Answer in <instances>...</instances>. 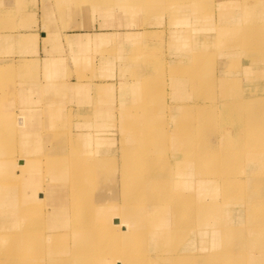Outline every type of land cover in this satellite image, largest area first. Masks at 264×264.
<instances>
[{"label": "rangeland", "instance_id": "1", "mask_svg": "<svg viewBox=\"0 0 264 264\" xmlns=\"http://www.w3.org/2000/svg\"><path fill=\"white\" fill-rule=\"evenodd\" d=\"M26 1L29 11L32 6L29 0ZM259 1L50 0L56 17L40 20V26L36 28L32 15V20L29 15H14L17 0H0V126L5 134L4 143L0 145L3 152L0 160H13L22 155L34 158L40 162V178L49 177L44 159L58 154L59 146H67L68 150L71 146L81 156L75 172L79 170L87 176L82 179L78 202L83 203L84 199L93 204L105 202L103 206L108 208L109 215L126 214L122 197L128 196L122 194L125 189L121 187L122 173L126 171L125 158L127 153H134V160H137L148 153L143 145L132 146L134 140L129 144L125 142L127 138L131 139L125 129L145 123L152 134L147 150L155 152L157 164L151 173H165L173 155L184 147V155L177 156V160L187 164L195 161L192 166H199L202 177L208 173L206 177L225 175L244 180L249 167L253 169L260 165L255 180L264 183V156H258L263 159L259 162L253 160L264 148L256 147L261 142L251 141L254 138L252 131L241 134L220 109L217 114L211 113L208 120L203 107L197 109L194 121L184 114L187 109L188 112L193 108L196 110L197 105L219 107L218 104L227 100L247 105L243 111L249 113L255 100H243L259 87L258 102L264 109V62L255 65L252 61L256 53L251 52V55L254 53L251 56L246 52ZM129 6L136 8L131 10ZM106 14L133 17H82ZM76 22L77 30L91 33L131 32L133 41L111 35L109 43L95 49L73 51L64 48L67 39L61 34ZM81 24L85 27H79ZM19 28H24L28 35L16 36L15 31H20ZM96 43L104 42L96 40ZM224 79L228 80L226 90ZM19 116H25L24 130H19L18 123L16 125ZM181 119L187 122L191 119L194 131L179 126L176 129L177 121ZM160 130L165 133L161 139ZM33 140L37 142L31 147V153H34L27 155ZM7 148L8 154L4 153ZM251 157L254 158L248 162ZM96 164L95 169L89 168ZM209 168L214 170L210 175ZM14 172L18 178L14 177ZM182 172L181 168L175 170L178 177L172 180L170 190L181 196L190 194L187 200L194 201L197 206V201L204 198L193 194V183L184 174L182 176ZM138 173L143 174L144 169ZM66 174H70L67 180L73 181L72 174ZM0 176L3 182L14 181L9 186L1 185L2 191L22 189L26 184L14 166L3 167L0 163ZM167 182L160 183L166 186ZM259 184L249 192V203L244 196L249 191L248 186L241 188L236 184L230 188L231 193H243L242 198L239 197L242 208L238 212L234 210V216L238 213L242 223L238 232L251 238L249 247L250 251L254 249L255 258L264 255V196L258 194L262 191ZM130 185L132 187L131 182ZM158 189L157 184L151 185L142 194L145 199L142 203L148 204L156 197L153 193ZM216 189L220 193L217 199L221 200L224 188L218 186ZM4 196L0 198V264H85L86 260L92 264H141L142 259L156 255L209 259L218 255L215 250L211 252L212 246L227 245L239 237V233L223 236L225 230H232L227 222L223 221L222 225V221L208 219V224L204 218H195L196 212L192 208L180 205L170 222L161 218L168 213L163 209L145 225L138 221L133 223L141 228L130 227V232L145 230L147 233L144 240L147 247L144 248L141 241L134 244L125 240L123 229L116 233L118 242L113 241V236L99 240L97 234L81 231L77 235L80 229L86 232L95 229L89 224L81 227L83 222L90 221V217L91 221L96 217L89 208L71 210L69 217L59 218L48 209V198L43 205L39 200L41 204L35 203L32 210L26 211L13 204L11 207ZM27 197L23 194L18 201H25ZM234 202L238 204L230 203L229 206L239 207V202ZM247 207L250 208L247 210ZM136 213L137 210L130 212ZM247 217L254 221L251 226ZM226 219L233 221L234 218ZM206 231L212 233L204 237ZM99 233L111 235L110 230ZM201 233L203 238H199ZM81 236L86 237V247L78 241ZM15 238L21 243L13 247ZM191 244L195 246L189 247ZM80 251H85L83 253L88 257L82 259L77 255ZM171 259L167 261L170 263ZM255 260L258 264L259 260ZM234 262L228 258L219 261L220 264Z\"/></svg>", "mask_w": 264, "mask_h": 264}, {"label": "crops", "instance_id": "2", "mask_svg": "<svg viewBox=\"0 0 264 264\" xmlns=\"http://www.w3.org/2000/svg\"><path fill=\"white\" fill-rule=\"evenodd\" d=\"M15 2H16V0H15ZM17 3L18 4L15 5L17 9L15 10L14 15H16V16H19L22 14H25L27 16L29 15L30 16V17H28L29 19L32 18L31 17V15H32L34 22H36V28L38 26H40V20H43L45 18L56 17V15H54L53 8L50 7V0H29V3L32 6V9L29 11H27V4L28 3L26 0H17ZM34 3H35V6H34ZM39 3L41 4V6L38 5ZM33 6H34V8H33ZM74 17H76V15H74ZM82 17H94V18H98V17L115 18L116 17V18H122L123 19V18H129V17H133V16H131V15H114V14L107 15L106 14V15H100V16L99 15H93V16L85 15ZM77 25L78 24L76 22L75 24L70 25V29L65 30L63 33L61 32L62 33L61 35L67 39V43H65L64 48L72 49L73 51L74 50H82V49L86 50L87 48H89V49L94 48L95 49V48H98L99 46H102L103 44L109 43L108 41L111 39L110 38L111 35H115V36L121 35L123 40H126L128 42L130 40L133 41V39H132L133 33H131V32H124V33H118L117 32L116 34L110 33V32L109 33L108 32L91 33L88 30H81V29L77 30ZM79 27H85V26H84V24L83 25L81 24V26H79ZM137 27H139V25ZM132 28L135 29V27H131V29ZM140 28H138V29H140ZM19 29H20V31H15L16 36H18V34H22L24 36L28 35L27 33H25L24 28H19ZM143 29L144 28H141V30H143ZM99 35H102V36H99ZM41 39L44 41L45 36L42 37ZM96 40L98 42H104V43L98 44V43H96ZM71 41L73 42V44L69 45V42H71ZM124 45H126V43ZM142 45L143 44H141L140 46L142 47ZM38 46H39V50H40L41 49L40 43L38 44ZM24 58H26V57L24 56ZM27 58H26V60H28ZM75 58H77V56ZM86 58H88V56ZM45 61H47V60H45ZM9 74H10V72H9ZM24 117L25 116H19L16 119V125L18 123L17 126L19 127V130H24V128H25ZM175 128L177 129V126H175ZM125 130H126L125 133L128 134L129 136H131V130H141V132H142V131H149V130H151V128L146 127V124L142 123V124H138V127H128ZM34 133L36 134V131ZM149 134H150V136L147 140L148 146L151 145L150 141L152 138L151 132H149ZM4 135L5 134H3V128L0 126V145H2L4 143V140H5ZM82 136H84V134ZM130 141H133L132 146H140V145L142 146L143 145L142 147L146 148V146H145L146 142L142 138H132L131 137V139L127 138L125 140V142H127V144H129ZM33 143H37V142H35V140H33V142L30 143V145H29L30 153H26L27 155H30V154L32 155L34 153V152L31 153V147H32ZM67 148H68L67 146H61V147L59 146V147H57V149L60 151L58 154L53 155V156H48L47 158L44 159L46 170H47L49 177L40 178L41 177V175L39 176L40 162H38L34 158L22 155L23 157H21V158L16 157L13 160L12 159L0 160V163L2 164L3 167H6V166L8 167L10 165V166H14L16 168V170L19 169L21 177L26 180V184H25L24 188H22V189L16 188L15 190H6V191H2V189H0V198L2 196H4L5 194H7L4 197L7 199L9 204L11 203V205H10L11 207L13 204L14 207H18L20 210H26V211L32 210L34 208L35 203L41 204L39 202V200L42 202V205H43V202H45L46 198H48V201L50 203V207L48 209L50 211L55 212L59 218H66L67 216L69 217L71 210L77 211V209L89 208L90 210H92V212L94 211L93 216H96V217H94L92 221H88L87 223L83 222L81 224V227H86L87 224H89L91 226V228H92V225L96 229H101L104 227L109 228V230L111 232V236H113V241L118 242L119 240L117 238H115V237H117L116 233L118 232V229L124 230L125 224L130 223V222L123 221L121 214L116 213L115 216L109 215L108 208L103 206L105 203L104 204H93V203H91V201L89 199L88 200H86V199L82 200L83 203L78 202V199L80 197L79 195L81 194L80 187H81L82 179L87 177V176L82 171L77 170V173L75 172L77 166H79L78 163H79V160L81 158L80 153L77 152V150H74L71 146L69 147L70 150H68ZM127 149H128V147H127ZM7 151H8V148L6 151H4V153L6 152V154H8ZM149 151H150V149H149ZM123 153H124V151H123ZM154 153L152 151H150V153H148V155H146L147 157L137 159V160H134V153H131V154L127 153V158H125V162H126L125 170L126 171H124L122 173V177H121V181H122L121 187H123L125 189V191L123 190L122 194L128 195V196L133 195L131 198L132 203L139 204V206L142 207L141 209L149 208L148 205L151 201L148 204L142 203V200H145L144 197L142 196V194L145 193L146 190L149 187H151V185L157 184V187H159V182L161 180L162 181L167 180L168 181L167 185L172 184V180L174 179V177H178L177 175L175 176V174H174L175 170L178 169L177 152H176V154L173 155L174 158L171 161L172 163L169 164L166 172L162 173V174H158L159 177H157L158 175L156 173L155 174L151 173V170H155L153 167L157 166L156 161H155L156 159L153 156ZM76 154H78L77 158L74 157ZM1 155H3L2 149H0V156ZM70 155H72L73 158H70ZM96 167H98L97 164L95 167L92 166L89 168L95 169ZM140 169H144L143 174L138 173V171ZM68 172L72 174V177H74L73 181L69 182L67 180V178L70 177V174H66ZM14 177L18 178L19 175L14 172ZM146 179L148 181H146ZM152 179H154L155 181ZM130 182L132 183V187L130 185ZM135 182H136V185H135ZM4 183H6V185L9 186V184L12 185L14 183V181L12 180L11 183L10 182H3L2 178H0V187ZM202 183H205V182L202 181L201 183H193L192 191L196 197L202 196V198H204V197L206 198V195L208 194L207 189H200V190L197 189V188H199V185ZM159 190H160V188L155 193H153V195L156 197H154V199H152L151 203H153L155 205L160 204V202L157 200ZM23 194L28 195L26 200L25 201H22V200L18 201L19 196H21ZM201 201H205V199H203ZM122 203H123V197H122ZM123 204L125 206H127L126 203H123ZM219 204L220 203H218L214 200H210V205L212 207L219 205ZM77 205H79L80 208H77ZM212 213H213L212 219L216 220V219L221 218V215L215 213L214 210H212ZM16 223L19 224L17 220H16ZM138 227H139V229L141 228L139 225H138ZM81 231L84 232L85 234L91 235L90 232L95 231V230H90L89 232H86V231L80 229L79 231H77V235ZM128 232H130V228H128L125 233L127 234ZM161 232H162V230H161ZM153 249H154V246H153Z\"/></svg>", "mask_w": 264, "mask_h": 264}, {"label": "bare ground", "instance_id": "3", "mask_svg": "<svg viewBox=\"0 0 264 264\" xmlns=\"http://www.w3.org/2000/svg\"><path fill=\"white\" fill-rule=\"evenodd\" d=\"M135 8L136 7H132V6L128 7V9H131V10H134ZM256 13H257V15L251 23V28L253 27V29L249 30L250 39H249V45L247 46V49H246V52H249V54L253 51L256 53V57H253V61H252V62L255 61V65L259 64V62H264V0H260L256 4ZM198 43H199V41H198ZM242 49H244V47ZM253 54L254 53H252V55ZM239 56L241 57V55H239ZM257 74H255V75H257ZM222 82L224 83L223 88H224V90H226V88H228V86H225V84L228 82V80L224 79V80H222ZM233 85H231V86L233 87ZM234 87H235V85H234ZM260 89L261 88L259 87L256 90H253V95L250 94L248 97H246L245 100H243L244 102H246V100H249V101L255 100V102H252V103H256V104H253V105H255L254 108H252L251 110L249 109L250 110L249 113H244V111H243L245 109V108H243L245 104L242 106V103L233 104L227 100V101H224V102L218 104L219 107L216 105H211L210 107L209 106L206 107L203 105H197L196 110H194V108H193L192 110H190V112H188V109H187V111H184L185 112L184 114L190 115L194 121V115L196 113H198L197 109H199V108L203 107V111L205 113L206 119L209 118V116H211V113L217 114L218 113L217 111L221 110V112H223V114L226 117L229 116L231 118L230 121L233 123L234 128L235 127L238 128L239 132H241V134L244 133L246 130L252 131L254 134V138L251 141L252 142H261L262 144H258V145H256V147L262 146L264 148V119H263L264 118L263 117L264 116V109L261 108L262 104H259L261 102H258V99H260V98L257 97V94H258L257 92L260 91ZM250 93H252V92H250ZM244 94H243V96H244ZM226 95L227 94H225V96ZM262 98H263V95H262ZM253 105H248V106H253ZM245 106L247 107V105H245ZM229 117L227 120H229ZM190 120H188V122H187L186 119H181V120L177 121L176 126L177 127L178 126L179 127H187L188 130H190V132H193L194 131L193 125H192L193 121L192 120L190 121ZM212 121L215 122V119ZM219 122H218V124H219ZM225 122H227V121H225ZM232 123H229V124H232ZM261 125H263V126H261ZM227 126H225V127H227ZM230 127H232V125H230ZM231 130L233 131V129H231ZM134 134H138V135H134ZM164 134L165 133L163 132V130H160L159 131V138H161V135H164ZM149 136H150V134L148 131H142L141 132V130H131V137L132 138H142L146 142L145 150L147 153H150L149 149L147 150V148H148L147 140H148ZM183 148L184 147H182L181 149H179L177 151L178 157L179 156L181 157L184 155L183 154ZM193 154H196V153H193ZM258 156H264V150L261 151V154L255 155V159H253L254 157H251L250 159H248V162L251 159H253L255 162L256 161L259 162V160H263L262 158L259 159ZM145 157H147V156H145ZM167 163H168V161H167ZM177 163L179 164V166H181V167L178 166V168H181L183 171L182 176L184 174L186 178H190L192 183H201L202 181L205 182V183L200 184L199 188H197L198 190L207 189L208 194L206 195V198L204 197L205 201H201L199 199L197 201V206H196L194 201L191 202V201L187 200V198L190 196V194H188L187 196H181L180 193H174L170 190L171 184L164 186L160 183V182H162V180H161L159 182L160 190L158 192V199H157L160 202V204L155 205V204L151 203L152 202V200H151V202L149 203L148 206L152 210L141 209L142 207L139 206V204L132 203V199H131L132 197L131 196L127 195L128 196L127 198H125V197L123 198V203L127 204V206L125 207L127 210V213L126 214L123 213L121 215V217H122L123 221L131 223V224L130 223L125 224L124 232H126L127 229L130 227L136 228L138 225H135V226L133 225V223H135L136 221H138L139 223H141L143 225L147 224L149 222V220L151 219V217L153 219L154 216L159 215V212H161V210H163V209H165V211L168 213L161 216V218H163L167 222H170V220L174 217V214L177 213V210L180 208V205H183L185 208L188 206V207L192 208V210L194 212H196L195 218H199V217L204 218V220L207 223H208V219L209 220L212 219V215H213L212 210H214L215 213L221 215V218L217 219V221H215V222L222 221L221 224L223 225V221H225L229 224L230 227H232V230H225L223 236L226 237V236H229L232 234L239 233L238 227L241 226L242 223H241V220L239 219V217L237 216L238 213H236V216H234V213H235V211L238 212L239 209L242 208L241 203L239 202V197L242 198L243 193H241V192H239V193L232 192L231 193L230 188L234 187V185H236V184H238L241 188L242 187L245 188L248 186L249 191L246 194H244V196H245L247 202L249 203L250 202V200L248 199L249 192L252 190V188L256 187L259 184V179L255 180L256 179L255 177L259 173L258 169L260 168V165L257 168H253V169L249 167L247 169V173L249 171V173L247 175H246V171L244 172V174L247 177V178H245L246 180L245 179L244 180H242V179L237 180L238 178H232V177L229 178L228 176H225V175L216 176L213 178L210 176L206 177L208 175V173H207V175H203L205 177H202L201 176L202 174L201 175L199 174V166H196V167L192 166V164H195V161L190 162V164H187L186 161H180L179 162L177 160ZM167 165H166V167H167ZM263 168H264V163H263ZM208 170H209V175H210V173L212 174V172H214V170L210 171V168ZM156 174L158 175V173H156ZM157 177H159V175ZM152 180H154V179H152ZM235 180H237V181L235 182ZM146 181H148V180L146 179ZM218 186H221V189L224 188L223 192H221V200L217 199L218 195H220V193H218L217 189H216ZM259 186L262 188V191L260 193L258 192V194L261 196H264V183L259 184ZM152 199H154V198H152ZM222 199H223V202H222ZM210 200H214L220 204L212 207L210 205ZM234 201L239 202V207L231 208L229 206L230 203H235L236 205L238 204ZM263 202H264V199H263ZM104 203L105 202H101V203H97V204H104ZM249 208L250 207H247V210ZM82 210H84V209H82ZM131 210L132 211L137 210V213L136 214H130ZM148 213H150V214H148ZM231 217H232V219L234 218L235 220L233 219V221H228L226 219V218L230 219ZM91 219L92 218L90 217V221H91ZM253 222L254 221L252 218L247 217L248 225L251 226L253 224ZM211 226H213V224ZM92 228H95V227H93V225H92ZM94 230H95V232L91 231L90 233H91V235L97 234L99 240H105L111 236L110 234L99 233L100 231H108L109 228H105V227L101 228V229L95 228ZM211 233H212V231L204 232V237H207ZM242 234L243 233H241V234L239 233V237H236L232 242H229L227 245L223 244L220 247L212 246L210 249L211 252L215 250L218 253V255L217 256L214 255V256L210 257L209 259H202L204 257H200V256L156 257L157 256L156 255L153 257H146V258L142 259L141 264H201L205 260L207 261L205 264H220L219 261H221V260L225 261L227 258L234 260L235 264H256L255 259L259 260L258 264H264V255H262L259 258H255L254 249L252 251H250V247H249L250 245H252L250 243L251 238H245L242 236ZM146 235H147V233L145 232V230H139L137 232H128L125 236V240H128L134 244H135V242L141 241L140 244L145 248V247H147V243H146V246L144 244V240L146 238ZM166 237H167V234H166ZM102 238H104V239H102ZM199 238H203L202 233L199 235ZM91 239H93V237ZM210 239L211 238H209V240ZM78 241H81L83 246L86 247V237L85 236H81ZM20 243H21V240L15 238L12 241V246L16 247ZM194 246H195V244H191L189 247H194ZM262 248H263V246L260 248V250ZM83 252H85V251H83ZM83 252L80 251L77 253V255L82 256V259H86L88 256L86 254H84ZM227 256H233V258L227 257ZM236 257H238L239 259H237ZM171 258H175L176 261L174 262V259H171ZM182 258H184V259H182ZM169 259H171L170 263L167 261ZM178 259H181V260H178ZM216 259H218V260H216ZM211 260H213V261H211ZM164 261H166V262H164ZM85 264H92V262L86 260ZM224 264H226V263H224Z\"/></svg>", "mask_w": 264, "mask_h": 264}]
</instances>
